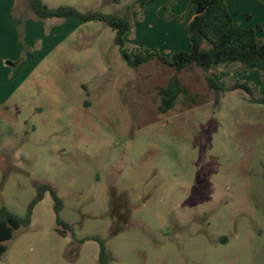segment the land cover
Listing matches in <instances>:
<instances>
[{"label":"rangeland","instance_id":"374dc122","mask_svg":"<svg viewBox=\"0 0 264 264\" xmlns=\"http://www.w3.org/2000/svg\"><path fill=\"white\" fill-rule=\"evenodd\" d=\"M44 2L127 15L133 0ZM25 3L17 0L18 15ZM138 9L127 51L169 55L161 35L137 38ZM178 32L177 48L187 49V31ZM113 38L96 20L78 21L54 47L29 38L24 51L18 37L23 61L0 105V206L24 215L36 184L49 183L71 231L55 229L46 193L0 264H97V242L77 241L92 235L104 239L110 264H264V104L251 101L264 97V73L190 66L180 77L196 103L180 96L161 113L155 86L172 69L130 68ZM211 73L223 88L217 96ZM237 81L252 95L233 88Z\"/></svg>","mask_w":264,"mask_h":264},{"label":"trees","instance_id":"16d2710c","mask_svg":"<svg viewBox=\"0 0 264 264\" xmlns=\"http://www.w3.org/2000/svg\"><path fill=\"white\" fill-rule=\"evenodd\" d=\"M150 1L152 0H133L127 6L128 14L119 15L103 13L98 10L80 11L74 6L66 4L49 7L42 0H26V10L20 12L19 15L14 11L11 13V17L17 22L18 37L24 45V51L28 50L23 42V34L24 22L29 13L38 20L75 16L82 22L96 20L110 27L114 30L113 42L117 45L120 56L130 68L137 69L142 64L155 61L172 69V74L167 80L155 86L158 95L157 108L161 113L171 109L180 96H183L185 100H190L193 104L196 103L194 95L182 83L180 77V74L190 66L207 72L216 69L219 65H238L240 69L258 70L264 73V22L254 28L241 25L233 19L224 0H189L191 10L187 18V49L176 50L169 55L158 51L129 53L126 48L125 34L131 27L130 11L135 6L141 9L144 4ZM170 3L171 1L167 5L170 6ZM172 17L180 20L182 15L177 16L168 12L166 18ZM257 31L262 33V37L257 36ZM22 61L23 57L18 60V63ZM205 80L208 88L214 91L215 96L222 91L223 88L215 81L214 74L205 75ZM233 88H240L252 95V89L247 82L237 81ZM251 101L264 104V97H251ZM46 193L52 201L55 229L61 235L71 231L69 224L59 217V211L63 207L62 198L58 196L51 184L37 183L35 195L27 205L24 215H18L4 205L0 206V256L6 251V243L14 237L15 233L29 227L32 209ZM85 239L94 240L98 244L97 264H110L104 239L92 235L77 241L80 243Z\"/></svg>","mask_w":264,"mask_h":264},{"label":"crops","instance_id":"0c3cea01","mask_svg":"<svg viewBox=\"0 0 264 264\" xmlns=\"http://www.w3.org/2000/svg\"><path fill=\"white\" fill-rule=\"evenodd\" d=\"M168 1H171L168 12L177 16L182 15L181 21L175 20L174 17L165 20L160 19L166 13L165 4ZM224 1L233 19L241 25L253 26L252 28H254L264 22V0ZM44 3L46 4V2ZM46 5L49 6V4ZM17 6V0H0V105L13 91L15 86L8 88L7 83L11 80L12 71L20 65L17 60L21 52V44L17 35V22L11 17L12 12L17 13ZM24 7L25 9L20 10V12L26 10V3ZM138 10L141 25L136 29L137 38L142 35V39H145L149 35L147 38L153 39L152 37H155V35H161L162 40L165 44H168L169 49L171 48L173 51L185 50L183 46H181V49L177 48L178 45L183 44L178 40L177 35L179 30L185 29L187 31V18L191 10L189 0H152ZM28 15V19L24 22V41L26 40V43H29V38H34L39 45L45 44L50 47H54L63 37L70 34L80 21L75 16L60 20H57L58 18H53L55 20L47 18L38 21L31 13ZM154 19L155 21L157 19L158 22L155 23Z\"/></svg>","mask_w":264,"mask_h":264}]
</instances>
